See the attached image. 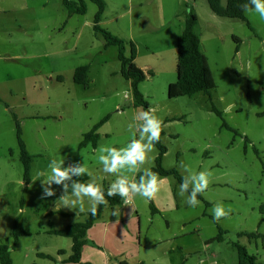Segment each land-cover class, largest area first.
Returning a JSON list of instances; mask_svg holds the SVG:
<instances>
[{"label": "rangeland", "instance_id": "rangeland-1", "mask_svg": "<svg viewBox=\"0 0 264 264\" xmlns=\"http://www.w3.org/2000/svg\"><path fill=\"white\" fill-rule=\"evenodd\" d=\"M226 1L220 0L221 5ZM102 3L100 27L113 30L128 52L133 41L135 63L145 74L139 90L163 122L162 166L182 176L181 163L194 172H211L195 208L186 203L187 194L179 195L180 183L173 176L158 175L167 179L155 200L135 198L134 222L124 226H140L143 247L139 259L126 256L125 263L239 264L238 244L264 264V20L245 13L251 30L243 20L214 14L206 0ZM85 4V13L68 16L62 0H0V244L9 245L16 221L18 232L27 231L16 238L22 254L39 248L46 230L82 223L89 212L87 200L84 212L56 207L62 191L56 185L55 196L41 199L49 162L64 160L69 167L84 161L91 173H86L88 182L109 188L117 176L103 172L97 150L125 147L133 138L128 124L143 109L133 105L130 83L120 74L117 47L107 46L93 27L97 4ZM189 11L196 16L194 31L215 83L212 102L222 118L211 111L203 93L167 94L177 78V38ZM129 23L133 39H127ZM81 66L87 67L85 84L73 80ZM229 105L233 107L226 112ZM106 116L95 144L80 147L83 135ZM17 127L32 156L25 190ZM157 155L154 147L143 168H152ZM37 172L45 175L36 177ZM138 173L122 174L131 181ZM216 204L231 209L219 222L212 214ZM117 207L128 206H106L96 222L104 225L116 218L112 212ZM46 209L53 213L45 215ZM60 209L68 215L54 213ZM219 230L220 241L215 239ZM93 247L108 256L106 264L121 262L109 247Z\"/></svg>", "mask_w": 264, "mask_h": 264}, {"label": "trees", "instance_id": "trees-1", "mask_svg": "<svg viewBox=\"0 0 264 264\" xmlns=\"http://www.w3.org/2000/svg\"><path fill=\"white\" fill-rule=\"evenodd\" d=\"M95 2L98 6V9L94 15V29L100 32L105 40L107 46H116L118 49V60L120 62V74L126 80L129 81L131 92L133 96V105L135 107H141L144 110L148 109V104L144 99L142 93L139 90V84L145 80L144 72L134 63L136 56V49L132 42L130 43V50L127 51V46L125 42L118 36L112 34L111 32L103 29L99 25L100 16L103 11L102 0H91ZM210 10L219 16L235 18L243 20L248 28L253 30L250 23L245 18V12L242 11L241 5L247 2V0H227L226 5L223 6L220 3V0H206ZM63 5L67 10L68 16L74 14H83L86 12L85 0H62ZM196 25V16L192 12H188L185 16L184 27L181 34L177 38V62H176V73L177 78L175 82H172L168 85L167 94L169 97L176 96H189L192 97L198 93H203L208 97V100L211 103V111L214 112L217 116L222 118V112L213 104L212 102V90L215 88L214 79L210 70V67L207 63V58L200 49V41L197 34L194 31ZM238 43L239 40L234 38ZM238 51V46H236V52ZM87 78V67L81 66L75 69L73 80L78 84H85ZM260 115L264 116V112ZM109 116L104 117L101 121L96 123L88 132L83 135L82 141L80 142V147H83L86 143L92 142L95 144L99 135L97 130L99 127L108 120ZM163 130L161 132V136ZM160 136V138H161ZM17 139L20 148V160L23 163V182L24 190L27 188V185L30 182V164L32 161V156L25 149V145L20 136V130L17 127ZM155 147L158 150V155L155 158V164L150 168L153 172L157 173L160 176H173L178 183L182 182V175L175 168L166 169L162 166V159L166 153V148L161 144V139L158 143L155 144ZM143 173H138L135 180H139L140 175ZM79 179L82 183L88 182V176L85 174ZM105 193V199L108 201L106 205H100L97 209V214L93 216L90 212L86 213V219L82 223H73L66 225L62 229H53L49 232L71 238L73 244L71 247V255L66 259L67 263L75 264H90L88 262H82L81 252L84 241L82 240L87 231L93 226V224L100 219L104 208L106 206H121L123 201L119 196L108 197L107 191L108 188H102ZM71 190L69 189V192ZM198 199H202L201 195H198ZM264 207H261V210ZM155 213V211L153 210ZM56 213L67 216L68 214L63 211H56ZM26 233L27 231L18 232L16 229V221L14 222V228L11 232L10 237L16 242L18 234ZM250 237H255V234H250ZM257 237V236H256ZM264 238V237H263ZM216 240L220 241L222 239V231L219 230L218 235L215 237ZM15 243L11 245L0 244V262L1 264H11V258L9 255L10 250L13 249ZM235 247L238 251V260L239 264H261L257 262V259L253 255H249L246 249L243 246L235 244ZM39 256H44L49 260L55 261L49 255L40 254ZM120 264H127L125 262H120Z\"/></svg>", "mask_w": 264, "mask_h": 264}, {"label": "clouds", "instance_id": "clouds-1", "mask_svg": "<svg viewBox=\"0 0 264 264\" xmlns=\"http://www.w3.org/2000/svg\"><path fill=\"white\" fill-rule=\"evenodd\" d=\"M242 11L252 15L257 14L264 20V0H247L241 5ZM127 92L124 96L127 97ZM222 99V98H221ZM233 105H229L225 111H229ZM155 108L139 110L133 117V123L128 124V131L133 138L123 148L100 146L98 148V160L102 165L104 173L116 175L117 178L109 185L107 196H119L125 206L132 208L137 196L148 201L155 200L160 191L159 185L164 183L167 178H160L157 173L150 168H143L148 154L154 150L155 144L159 142L162 132V121L155 115ZM138 134V138L137 137ZM186 175L182 177L179 186V195L184 197L187 194L186 203L189 207L195 208L200 204L198 195L203 194L210 184V171H192L187 165L181 163ZM49 173L46 180H41L42 194L41 199L56 195L53 185L61 188V195L55 201L56 207L73 209L78 207L79 212L85 211V201L87 200L89 212L95 216L98 206L106 205L103 189L94 180L82 183L79 179L86 173L87 165L76 162L69 167L64 166V160L52 159L48 164ZM143 169V174L139 180H129L123 172L138 173ZM45 173L37 172L36 177L44 176ZM31 187V185H29ZM69 189L71 190L69 192ZM133 210V208H132ZM231 209H225L222 204H216L212 208L213 219L219 222L222 218L230 215ZM112 216L116 217V224L120 223L121 211L117 207L113 210ZM203 264V262H201Z\"/></svg>", "mask_w": 264, "mask_h": 264}, {"label": "crops", "instance_id": "crops-1", "mask_svg": "<svg viewBox=\"0 0 264 264\" xmlns=\"http://www.w3.org/2000/svg\"><path fill=\"white\" fill-rule=\"evenodd\" d=\"M130 25L131 23H129V35L126 33L127 39H133ZM110 31L113 32V30ZM113 33L114 35L118 36L115 32ZM135 62L136 58L134 60V63ZM140 69L143 71V68L140 67ZM123 204L124 203H122V205ZM132 208L128 206L120 209L122 214L120 216L119 224H116V218L108 220L104 223V225H100V223L98 224L97 222L93 224V226L87 231L86 236L82 239L84 241L81 252L82 262H88L90 264H106L108 261V256H106L101 249H96L95 247H93H98L99 245H101V247H109L110 253H114L115 255L119 256L121 262L126 261V256L129 259H139L140 255L138 251L143 247L140 236V226L138 225L137 230H134L133 226V231L129 226H127V229L124 226V224L126 223L134 222V216L135 213H137L135 204H133ZM60 211L63 210L60 209ZM44 213L45 215H48L50 213H53V211H49V209H46ZM54 213H56V211ZM66 225L68 224H65V226ZM53 229L58 230L62 228L52 227L48 231L46 230V233L44 232L46 237L43 241V244L39 248L28 253L22 254V249L17 247L16 242L15 248L10 254L11 264H35L34 261L36 258H38L37 264H75L64 262L72 253L71 247L73 242L71 238L63 237L49 232ZM10 243H12V239L9 242V245ZM40 254L49 255L57 262L54 263L52 260H49L44 256L38 257Z\"/></svg>", "mask_w": 264, "mask_h": 264}]
</instances>
